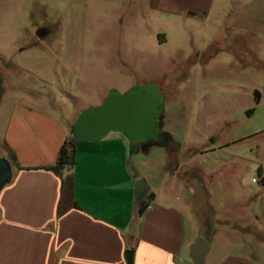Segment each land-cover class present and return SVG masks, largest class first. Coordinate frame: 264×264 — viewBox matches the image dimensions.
Returning a JSON list of instances; mask_svg holds the SVG:
<instances>
[{
    "label": "rangeland",
    "instance_id": "rangeland-1",
    "mask_svg": "<svg viewBox=\"0 0 264 264\" xmlns=\"http://www.w3.org/2000/svg\"><path fill=\"white\" fill-rule=\"evenodd\" d=\"M147 83L180 149L133 167L183 209L188 241L208 240L205 264H264V0H0V99L46 95L72 119Z\"/></svg>",
    "mask_w": 264,
    "mask_h": 264
},
{
    "label": "crops",
    "instance_id": "crops-1",
    "mask_svg": "<svg viewBox=\"0 0 264 264\" xmlns=\"http://www.w3.org/2000/svg\"><path fill=\"white\" fill-rule=\"evenodd\" d=\"M51 36L38 38L37 43L48 49ZM63 85L67 91L66 82ZM63 110L64 104L46 95L0 99V158L6 157L13 171L10 183L0 191V264H128V251L134 253L133 264H195L185 212L176 203L159 201L163 188L133 167V157L140 151L131 157L122 133L95 142L77 141L73 169L77 206L59 214L65 173L53 167L80 115L69 119ZM182 170V165L173 172L165 169L164 176L170 175L173 185ZM140 179L147 194L139 202ZM183 190L194 195L198 188L186 184ZM150 196L149 207L141 214V205Z\"/></svg>",
    "mask_w": 264,
    "mask_h": 264
},
{
    "label": "water",
    "instance_id": "water-1",
    "mask_svg": "<svg viewBox=\"0 0 264 264\" xmlns=\"http://www.w3.org/2000/svg\"><path fill=\"white\" fill-rule=\"evenodd\" d=\"M44 37L42 30L37 32ZM166 95L159 84L147 83L134 86L125 93L111 91L103 103L80 113L74 124L73 134L79 140L99 141L111 133H122L129 141L131 157L139 152L144 142L156 144L169 153L178 152L180 146L171 134L163 131ZM12 166L6 157L0 158V191L10 183ZM147 194L145 181H138L137 200ZM211 245L198 236L191 246L190 255L195 264H205ZM133 251L127 252L128 264H133Z\"/></svg>",
    "mask_w": 264,
    "mask_h": 264
},
{
    "label": "trees",
    "instance_id": "trees-1",
    "mask_svg": "<svg viewBox=\"0 0 264 264\" xmlns=\"http://www.w3.org/2000/svg\"><path fill=\"white\" fill-rule=\"evenodd\" d=\"M256 94L259 97V93L257 92ZM252 111H254V109H251L249 112ZM73 130L74 125L72 127V131L69 138L66 140L65 144L61 149L59 164L56 167H53V169L58 173H60L61 171L65 173L66 170L69 171L68 174H65L63 180L62 202L59 207L60 215H62L68 208L77 206V203L73 198V169L76 161V143L79 139L74 136ZM149 198V201L144 202L141 205V214H143L149 207L152 196H150Z\"/></svg>",
    "mask_w": 264,
    "mask_h": 264
},
{
    "label": "flooded vegetation",
    "instance_id": "flooded-vegetation-1",
    "mask_svg": "<svg viewBox=\"0 0 264 264\" xmlns=\"http://www.w3.org/2000/svg\"><path fill=\"white\" fill-rule=\"evenodd\" d=\"M39 30H42V32L44 33V37L41 38V39L49 38L51 36L52 31H51V28L50 27L44 26V27H41ZM160 91L163 92V90H161V89H160ZM163 93H165V92H163ZM163 121H164V119H163ZM154 146H157V145L156 144L149 143V142H144V143L141 144L139 151L148 152Z\"/></svg>",
    "mask_w": 264,
    "mask_h": 264
}]
</instances>
